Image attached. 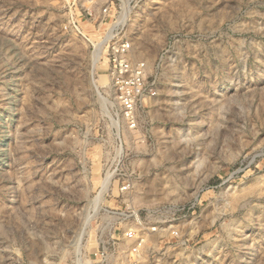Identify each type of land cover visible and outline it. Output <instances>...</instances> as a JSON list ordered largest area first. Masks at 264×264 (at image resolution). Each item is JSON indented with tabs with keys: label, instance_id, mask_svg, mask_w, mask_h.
<instances>
[{
	"label": "rangeland",
	"instance_id": "374dc122",
	"mask_svg": "<svg viewBox=\"0 0 264 264\" xmlns=\"http://www.w3.org/2000/svg\"><path fill=\"white\" fill-rule=\"evenodd\" d=\"M129 230L139 264H264V0H0V264H123Z\"/></svg>",
	"mask_w": 264,
	"mask_h": 264
},
{
	"label": "built area",
	"instance_id": "2783aa9c",
	"mask_svg": "<svg viewBox=\"0 0 264 264\" xmlns=\"http://www.w3.org/2000/svg\"><path fill=\"white\" fill-rule=\"evenodd\" d=\"M130 50L131 44L128 40L112 43L108 53V72L115 93L116 110L128 126L133 128L136 126L138 107L145 100H151L156 95V91L147 83L145 62H132L128 57ZM131 186V179L127 177L121 181L119 190L122 194H126L131 190ZM136 223L144 229L143 224L137 217ZM126 236L129 240L133 239L134 243L131 245V249L126 251L125 256H127V259L123 260V264H139L144 237L137 236L134 238L131 230L126 233ZM106 239L110 240L108 237ZM102 244L96 246L93 252H88L87 257L91 264H109L111 256L114 255L109 254L108 248ZM117 254L122 255L120 252H117Z\"/></svg>",
	"mask_w": 264,
	"mask_h": 264
}]
</instances>
